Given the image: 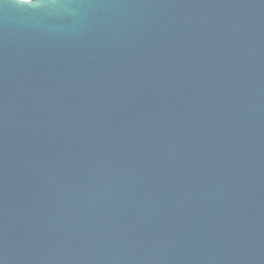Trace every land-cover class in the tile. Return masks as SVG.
<instances>
[{
	"label": "water",
	"instance_id": "95a60500",
	"mask_svg": "<svg viewBox=\"0 0 264 264\" xmlns=\"http://www.w3.org/2000/svg\"><path fill=\"white\" fill-rule=\"evenodd\" d=\"M0 264H264V0H0Z\"/></svg>",
	"mask_w": 264,
	"mask_h": 264
}]
</instances>
